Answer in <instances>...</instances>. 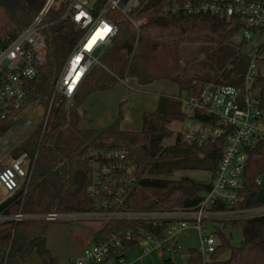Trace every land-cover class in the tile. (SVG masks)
<instances>
[{
	"label": "trees",
	"instance_id": "trees-1",
	"mask_svg": "<svg viewBox=\"0 0 264 264\" xmlns=\"http://www.w3.org/2000/svg\"><path fill=\"white\" fill-rule=\"evenodd\" d=\"M183 0H142L141 7L132 11L131 19L118 11L108 16L119 28L111 45L99 57L76 93L73 105L61 97L53 106L48 128L39 129L31 141L24 142L14 153L27 152L33 160V170L27 193L17 192L0 206V212L17 213H81L94 210V197L88 192L92 184V165L87 154L93 149L124 147L129 159L138 169L139 183L129 198L130 207L140 211L190 209L197 206L200 195L210 190L211 183H197L190 178L172 179L185 170L209 171L214 175L220 159V149L205 153L181 143L164 147L171 138L169 125L184 119L179 97L160 99L157 109L145 112L140 132L122 131L120 114L107 128H81L80 105L97 92L113 89L121 80L134 78L140 85L169 81L187 96H199L212 82L241 85L251 56L242 44L235 42L239 35L236 20L213 15H188L164 12V7ZM45 0H0V48L28 27ZM70 0H58L43 30L46 38V62L39 75L29 84V96L24 107L38 102L49 108L56 79L83 32L67 16ZM133 22L140 23L138 27ZM197 47L202 59L191 60L184 48ZM200 58V57H199ZM196 72L189 73L190 65ZM264 107V77L254 85ZM14 124L11 118L1 126L5 133ZM264 175V143L254 149L246 170L241 210L264 206L259 192L264 185L256 183ZM58 221L29 220L13 224L0 235V252L9 251L7 264H23L37 255L43 264H56L47 238ZM242 232L239 246H233L223 229L217 228L219 244L211 256L212 264H264V215L245 216L221 222ZM95 241L100 242L120 231L141 225L158 234L149 222L130 220L101 223ZM136 241L124 244L120 255L135 246ZM186 264H203L197 248L189 249ZM165 264H174L165 257Z\"/></svg>",
	"mask_w": 264,
	"mask_h": 264
},
{
	"label": "built area",
	"instance_id": "built-area-1",
	"mask_svg": "<svg viewBox=\"0 0 264 264\" xmlns=\"http://www.w3.org/2000/svg\"><path fill=\"white\" fill-rule=\"evenodd\" d=\"M57 1L45 0L31 24L0 48V130L11 118L15 123L25 108L30 82L37 78L40 67L46 62L47 45L43 30ZM135 1H70L67 16L83 32V36L56 79L46 122L41 127L30 120L25 122L11 137L0 140V149L7 145L10 149H19L25 141L12 144V139L28 127L34 128L32 135L39 129L43 134L48 128L51 109L58 105L61 97L68 100V105H73L87 75L99 64V57L118 34V25L109 18V12L118 11L132 20L130 13ZM164 12L234 19L239 24L240 44L249 47L244 50L251 56V61L241 85L212 82L198 97L188 96L186 101L181 100L184 113L181 120L183 127L178 136L181 143L201 150L211 147L214 151L216 146L220 149L210 190L201 193L199 204L190 209L135 210L130 207L129 198L139 183L138 169L129 159L128 150L124 147L93 149L87 154V159L93 168L88 192L95 199L94 210L81 213L1 211L0 235L13 224L29 220L144 221L152 224L159 233L136 225L133 229L91 243L72 264H127L125 254L120 255V251L125 243L131 241L142 245L144 253L161 250L164 258H172L177 264L175 256L182 250L180 235L191 227L201 233L197 249L203 264H212L210 258L220 243L217 226H222V221L264 215V206L245 210L236 208L242 201L250 154L264 143V107L254 88L259 77L255 63L264 62V0H183L166 5ZM133 23L138 27L139 23ZM106 27L110 31H105ZM99 49L100 56L94 57ZM3 134L0 133V137ZM14 153H11L9 163L0 162V190L7 193L0 206L22 189L25 195L31 180L33 160L30 155L23 152L15 156ZM256 183L263 184L260 176ZM8 254L9 251L5 255L0 252V264H7Z\"/></svg>",
	"mask_w": 264,
	"mask_h": 264
},
{
	"label": "rangeland",
	"instance_id": "rangeland-1",
	"mask_svg": "<svg viewBox=\"0 0 264 264\" xmlns=\"http://www.w3.org/2000/svg\"><path fill=\"white\" fill-rule=\"evenodd\" d=\"M141 4L142 0H136L132 7V11L139 9ZM235 42L238 44L241 43L240 36L235 37ZM244 49L248 50L249 47H244ZM184 53L193 61H195V59L204 58V55L199 53L197 47L184 48ZM255 65L259 76L264 77V62L257 61ZM196 69V66H193L192 63L188 70L189 73L192 74L196 72ZM173 97H179L181 100L186 101L188 96L186 92L180 93L178 87L169 81L162 80L149 85H140L134 78L123 79L113 89L92 94L86 99L84 104L80 105V127L93 128L101 131L107 128L121 114L123 116L120 124L121 130L137 133L142 129L143 114L145 112L156 110L160 99L166 100ZM48 112L49 109H45V107L38 102L26 106L19 113L15 123L2 135V137H0V140L11 137L25 124V122L29 120L37 127L44 126ZM169 127L173 131V135L171 138L163 141L164 147L176 143L183 125L181 121H174ZM33 129L32 126L24 129L12 139V144H17L22 140L26 143L30 142L33 136ZM10 148V145H7L0 149V158L6 154L5 157L0 160L2 164H7L11 160V153L14 149ZM170 178H190L197 183H209L212 178V173L209 171L185 170L174 173ZM260 179L264 185V175H260ZM6 196L7 193L0 190V203L6 198ZM259 199L264 201V187L259 192ZM100 226L101 224L99 222L89 220L60 221L55 223L50 229L47 238V246L56 253L61 254L63 258L70 257L73 255L71 251L76 245H79L81 236L83 237V235L92 228H100ZM217 227L223 229V233L230 238L233 246L240 245L242 240L241 230L233 229L231 226L224 225ZM200 235L201 233L191 227L181 233L180 244L182 250L175 256L177 264H183L186 262L188 258V249L199 247ZM141 247L143 246L141 245ZM138 250L139 249H136V251ZM141 251L144 252L143 249H141ZM154 251L162 254L161 250ZM154 251L148 253H153ZM155 255L156 254L150 257ZM153 262H155V264H164L159 256L158 258L155 257ZM23 264L42 263L40 262V258L35 254Z\"/></svg>",
	"mask_w": 264,
	"mask_h": 264
},
{
	"label": "crops",
	"instance_id": "crops-1",
	"mask_svg": "<svg viewBox=\"0 0 264 264\" xmlns=\"http://www.w3.org/2000/svg\"><path fill=\"white\" fill-rule=\"evenodd\" d=\"M17 149H14L13 151H16ZM99 227H95L92 228L91 230H89L88 232H86L83 237L81 236V241L79 243V245H76V247L71 251L72 252V256L70 257H66L63 258V256L59 253H56L54 250H52L50 247L49 250L52 254V256L56 259V264H72L73 261L81 255V253L83 252V250L90 245L91 243H93L95 241V235L96 232L99 230ZM136 249H139L138 251H136ZM141 249L144 250L143 247H141L140 245H135L132 248H130L128 251H126L125 253V260L127 264H155L154 258H158V256L163 260L164 264H165V258L164 256L159 253V252H153V253H144L143 251H141ZM191 249V248H190ZM189 251V249H188ZM143 252V253H142ZM156 254L153 257H150L152 255ZM188 260V258H187ZM187 260L185 263H187ZM40 262L42 263L41 259ZM43 264V263H42Z\"/></svg>",
	"mask_w": 264,
	"mask_h": 264
},
{
	"label": "water",
	"instance_id": "water-1",
	"mask_svg": "<svg viewBox=\"0 0 264 264\" xmlns=\"http://www.w3.org/2000/svg\"><path fill=\"white\" fill-rule=\"evenodd\" d=\"M101 54V49L97 50L95 53H94V57H99ZM204 152H210V151H213V149L211 147H206L203 149Z\"/></svg>",
	"mask_w": 264,
	"mask_h": 264
},
{
	"label": "snow or ice",
	"instance_id": "snow-or-ice-1",
	"mask_svg": "<svg viewBox=\"0 0 264 264\" xmlns=\"http://www.w3.org/2000/svg\"><path fill=\"white\" fill-rule=\"evenodd\" d=\"M105 31H110V29L106 27V28H105Z\"/></svg>",
	"mask_w": 264,
	"mask_h": 264
}]
</instances>
